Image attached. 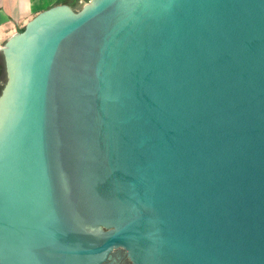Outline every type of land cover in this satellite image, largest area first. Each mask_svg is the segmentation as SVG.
Listing matches in <instances>:
<instances>
[{"label": "water", "instance_id": "water-1", "mask_svg": "<svg viewBox=\"0 0 264 264\" xmlns=\"http://www.w3.org/2000/svg\"><path fill=\"white\" fill-rule=\"evenodd\" d=\"M0 51V264H264V0L58 3Z\"/></svg>", "mask_w": 264, "mask_h": 264}, {"label": "crops", "instance_id": "crops-1", "mask_svg": "<svg viewBox=\"0 0 264 264\" xmlns=\"http://www.w3.org/2000/svg\"><path fill=\"white\" fill-rule=\"evenodd\" d=\"M88 0H0V48L5 41L34 15L58 3H65L80 9ZM3 60L0 51V63ZM1 73V70H0Z\"/></svg>", "mask_w": 264, "mask_h": 264}, {"label": "flooded vegetation", "instance_id": "flooded-vegetation-1", "mask_svg": "<svg viewBox=\"0 0 264 264\" xmlns=\"http://www.w3.org/2000/svg\"><path fill=\"white\" fill-rule=\"evenodd\" d=\"M113 255L114 261H111L108 264H132L128 256L121 249L115 250Z\"/></svg>", "mask_w": 264, "mask_h": 264}, {"label": "trees", "instance_id": "trees-1", "mask_svg": "<svg viewBox=\"0 0 264 264\" xmlns=\"http://www.w3.org/2000/svg\"><path fill=\"white\" fill-rule=\"evenodd\" d=\"M0 70H1V73H0V91H1V88L5 82V70H4V61L3 60L0 63Z\"/></svg>", "mask_w": 264, "mask_h": 264}]
</instances>
